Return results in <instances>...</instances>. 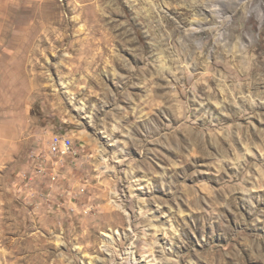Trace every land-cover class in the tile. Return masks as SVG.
<instances>
[{
  "label": "rangeland",
  "instance_id": "obj_1",
  "mask_svg": "<svg viewBox=\"0 0 264 264\" xmlns=\"http://www.w3.org/2000/svg\"><path fill=\"white\" fill-rule=\"evenodd\" d=\"M0 264H264V0H0Z\"/></svg>",
  "mask_w": 264,
  "mask_h": 264
},
{
  "label": "built area",
  "instance_id": "obj_2",
  "mask_svg": "<svg viewBox=\"0 0 264 264\" xmlns=\"http://www.w3.org/2000/svg\"><path fill=\"white\" fill-rule=\"evenodd\" d=\"M72 140L66 134L53 133L48 142L47 153L61 159L71 153ZM82 191V189H81Z\"/></svg>",
  "mask_w": 264,
  "mask_h": 264
}]
</instances>
